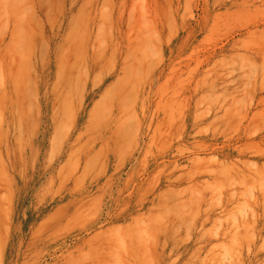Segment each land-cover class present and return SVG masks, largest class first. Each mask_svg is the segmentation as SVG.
<instances>
[{
	"label": "rangeland",
	"instance_id": "1",
	"mask_svg": "<svg viewBox=\"0 0 264 264\" xmlns=\"http://www.w3.org/2000/svg\"><path fill=\"white\" fill-rule=\"evenodd\" d=\"M0 264H264V0H0Z\"/></svg>",
	"mask_w": 264,
	"mask_h": 264
}]
</instances>
